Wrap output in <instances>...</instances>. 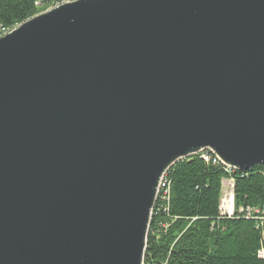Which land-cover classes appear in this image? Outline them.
<instances>
[{
	"label": "water",
	"instance_id": "obj_1",
	"mask_svg": "<svg viewBox=\"0 0 264 264\" xmlns=\"http://www.w3.org/2000/svg\"><path fill=\"white\" fill-rule=\"evenodd\" d=\"M264 165V0H71L0 37V264H145L165 173Z\"/></svg>",
	"mask_w": 264,
	"mask_h": 264
},
{
	"label": "trees",
	"instance_id": "obj_2",
	"mask_svg": "<svg viewBox=\"0 0 264 264\" xmlns=\"http://www.w3.org/2000/svg\"><path fill=\"white\" fill-rule=\"evenodd\" d=\"M66 1L0 0V37ZM165 176L168 196L163 191L156 200L145 264H264V165L239 170L198 153ZM225 182L232 186V214L221 209Z\"/></svg>",
	"mask_w": 264,
	"mask_h": 264
},
{
	"label": "built area",
	"instance_id": "obj_3",
	"mask_svg": "<svg viewBox=\"0 0 264 264\" xmlns=\"http://www.w3.org/2000/svg\"><path fill=\"white\" fill-rule=\"evenodd\" d=\"M203 158L207 161L211 160V157H207L206 153H204ZM220 160V159H218ZM214 162H216V159H214ZM162 180H165L166 182V188L168 187L169 182L167 181V177L164 175V177L162 178ZM168 196V190H166V196ZM221 209L223 212L228 213V214H232V212L234 211V197H233V193L230 195H228V197L222 198L221 200ZM261 255L264 256V250L261 251Z\"/></svg>",
	"mask_w": 264,
	"mask_h": 264
},
{
	"label": "rangeland",
	"instance_id": "obj_4",
	"mask_svg": "<svg viewBox=\"0 0 264 264\" xmlns=\"http://www.w3.org/2000/svg\"><path fill=\"white\" fill-rule=\"evenodd\" d=\"M67 1H71V0H67ZM67 1H66V2H67ZM54 6H56V5H52V4H50V5L48 6V8H47L46 10H44L43 12H45V11H47V10L53 8ZM41 13H42V12H41ZM205 151H209V150H205ZM209 152H211V151H209ZM211 154L213 155L214 153L211 152ZM159 190H160V188H159ZM230 193L232 194V186L230 185L229 182H225V189H224V191H223V193H222L221 200H222V198L228 197V195H230ZM158 195H159V194H158Z\"/></svg>",
	"mask_w": 264,
	"mask_h": 264
},
{
	"label": "bare ground",
	"instance_id": "obj_5",
	"mask_svg": "<svg viewBox=\"0 0 264 264\" xmlns=\"http://www.w3.org/2000/svg\"><path fill=\"white\" fill-rule=\"evenodd\" d=\"M204 153H206L207 157H211V155H212L209 151H202V152H200L202 157L204 156ZM217 159H219V158L217 157ZM163 191H164V194L162 196H166V182H165V180H161L159 193L163 192Z\"/></svg>",
	"mask_w": 264,
	"mask_h": 264
}]
</instances>
